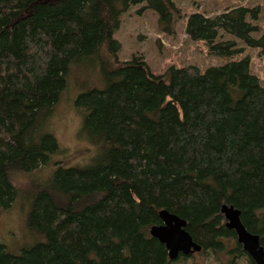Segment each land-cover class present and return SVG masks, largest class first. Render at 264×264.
I'll return each instance as SVG.
<instances>
[{
  "label": "trees",
  "instance_id": "obj_1",
  "mask_svg": "<svg viewBox=\"0 0 264 264\" xmlns=\"http://www.w3.org/2000/svg\"><path fill=\"white\" fill-rule=\"evenodd\" d=\"M137 4L156 13L165 33L183 15L173 0H0V208L14 201L13 173L37 169L57 150L51 134L35 138V127L72 66L100 49L105 86L79 93L75 104L87 111L92 139L108 145L95 165L57 167L47 184L30 186L28 225L43 240L15 254L0 244V264H170L149 233L162 209L186 220L204 255L255 264L225 227L223 203L240 210L264 249V79L248 56L161 74L140 56L120 60L113 35ZM259 14L246 5L194 11L184 30L211 55L242 53L222 33L264 55Z\"/></svg>",
  "mask_w": 264,
  "mask_h": 264
},
{
  "label": "rangeland",
  "instance_id": "obj_2",
  "mask_svg": "<svg viewBox=\"0 0 264 264\" xmlns=\"http://www.w3.org/2000/svg\"><path fill=\"white\" fill-rule=\"evenodd\" d=\"M183 14L175 23L173 33H165L157 24L156 13L149 8L143 10L144 4L132 5L122 15L120 27L114 37L120 42L118 51L120 60L140 56L154 74H161L167 67H180L194 64L202 70L209 66H219L230 59L248 56L250 71L261 80L264 79V55L255 47H247L235 37L222 33L221 39H234L243 47L242 53L232 58L211 55L203 41L192 40L184 30L185 15L199 11L206 15L223 12L226 8L246 5L259 6L260 14L254 23L264 30V0H173ZM223 32V31H222ZM256 36V34H253ZM105 43H103V46ZM99 53L85 58L80 66L73 65L66 74V87L52 107L49 114L40 117L35 130V138L51 134L58 144L57 150L49 155L48 161L29 172H14L13 185L16 191L14 201L8 208H0V244L15 254L22 248H29L43 240V236L28 225L31 209L30 186L47 184L57 167L84 169L95 165L108 145L96 142L84 128L87 111L75 104L79 93L91 88H103L105 82L100 67ZM71 66V65H70ZM233 246L231 242L228 247ZM230 256L226 252L204 255L201 251L191 255L190 260L175 259L170 264H229ZM237 264H247L241 257Z\"/></svg>",
  "mask_w": 264,
  "mask_h": 264
},
{
  "label": "water",
  "instance_id": "obj_3",
  "mask_svg": "<svg viewBox=\"0 0 264 264\" xmlns=\"http://www.w3.org/2000/svg\"><path fill=\"white\" fill-rule=\"evenodd\" d=\"M220 210L225 227L235 232L237 243L255 264H264V249L259 235L246 229L240 219V210L226 203L221 205ZM159 217L161 223L152 225L149 233L165 245L170 260H175L180 255L189 256L201 250V246L186 230V220L165 209L159 211Z\"/></svg>",
  "mask_w": 264,
  "mask_h": 264
}]
</instances>
